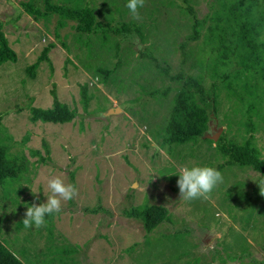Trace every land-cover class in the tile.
Returning a JSON list of instances; mask_svg holds the SVG:
<instances>
[{
  "label": "rangeland",
  "instance_id": "rangeland-1",
  "mask_svg": "<svg viewBox=\"0 0 264 264\" xmlns=\"http://www.w3.org/2000/svg\"><path fill=\"white\" fill-rule=\"evenodd\" d=\"M22 1L0 0L3 32L17 55L16 63L0 65V116L7 113L0 117V146L8 148L6 153L28 159L17 178L7 174L0 181V231H8L12 239L6 238V243L19 244L21 250L35 254L38 264H43L39 255L45 254V264H52L62 260L65 250L79 264H195L197 255L199 264H222L218 254L211 261L213 248L223 257L249 252L264 260V195L260 190L264 177L249 168L227 166L220 171L223 182L208 200H180L179 176L175 174L181 166L215 167L226 158L209 138L181 145L162 143L159 135L175 91L160 97L159 90L167 80L155 67L157 63L168 65L172 73L183 69L207 91L227 75L214 92L217 109L213 129L206 134L213 137L221 128L220 136L224 133L228 146H243L252 138L251 147L264 160V52L258 51L252 58L259 44L255 42L263 40L262 36L252 30L231 47L224 42L231 34L218 28L220 22L232 26L238 21L240 10H234V5L255 4L253 16L258 17L261 9L264 12L263 0H145L139 21L132 18L127 0H90L98 9H109L111 16L101 17L104 22L116 25L121 14L124 21L136 24L134 33L128 38L111 36L105 45L111 46L108 50L101 47L98 37H91L87 44L77 42L75 31L68 26L60 30L61 36H67L68 52L53 36L57 17L34 22L23 12ZM37 1L42 8V0ZM58 1L78 4V0ZM189 7L199 18L208 14L209 20L198 42L189 44L195 47L194 56L181 66L177 44L189 33L185 27ZM50 43L55 44L47 54L53 71L43 61L36 77L30 78L26 68ZM242 51L251 53L241 59ZM88 65L115 70L106 79L98 77V84ZM83 84L92 96L87 114L82 110ZM53 85L58 100L75 107L79 116L64 124L32 123L28 106L51 108ZM18 107L21 112L16 111ZM115 108L120 110L118 114L107 115ZM26 135L30 141L26 146L48 156V165H34L39 156L29 157L27 147L18 143ZM43 141L49 147L48 155ZM17 167L21 169V165ZM57 175L74 184L79 194L62 202V210L52 221L46 218L45 227H31L30 234L22 223L27 207L46 202L50 194L47 181ZM97 206L96 215L85 211ZM145 206L166 208L172 225L164 224L146 234L140 220L121 214ZM184 227L189 228L187 233L171 236ZM54 248L60 251L58 255Z\"/></svg>",
  "mask_w": 264,
  "mask_h": 264
},
{
  "label": "trees",
  "instance_id": "trees-1",
  "mask_svg": "<svg viewBox=\"0 0 264 264\" xmlns=\"http://www.w3.org/2000/svg\"><path fill=\"white\" fill-rule=\"evenodd\" d=\"M37 2V0H25L20 2V6L22 7L23 12L30 16L34 22H37L40 19H48L51 16L57 17L53 36L60 43L62 49L67 50V52L70 50L65 41L67 36H61L60 30L68 26L75 31L77 42L87 44L91 37H98L102 40L101 47H107L108 50L111 49V46L105 45L111 36H121L128 38L134 33L136 27V24H134L132 20L124 21V17L122 18L121 14L118 16L122 20L116 25H114V23L104 22L101 17H104L105 15L110 17L111 15L108 13L109 9H98L91 5L90 0H78L76 3L80 5L75 3L74 5H65L60 1L56 2V0H42V8L37 5ZM127 2L128 0L126 3ZM262 2L264 3V0ZM255 7V4L249 5V3L247 5H234V10H240L238 13V16H240L237 18L238 21L235 22L234 20L235 23L232 26L228 25L226 22H220L218 25L220 32L231 34V39L228 38L224 41L227 42L231 47L232 45L238 44L235 43L237 40L239 43H241V40H243L244 36L243 34H249V32L251 33L252 30H254L256 33L259 32L258 34H261L260 36H262L261 39L263 40L255 42L259 44H255L256 50L253 52L252 58H256V54H258L260 51L264 52V12H262L261 9L258 17H254L253 10ZM188 12L190 13V19L189 24H187L185 27L189 28V33L184 37L183 42L177 44L178 51L180 52L181 56V66H184L187 63V60L194 56L195 47L190 46L189 44L192 42H198L203 31L207 27L209 20L208 14H205L200 18L197 17L195 11L191 7H189ZM82 37H84V39H82ZM54 47L55 44L50 43L48 46L43 48L36 61L26 68V72L30 78L34 79L36 77L35 72L43 61L48 62L50 65V60L48 59L47 54L50 49H53ZM250 53L251 52L243 53L242 51L240 54L241 59H243L244 55L247 56ZM69 60L70 59L67 58L65 63L68 64ZM7 62L16 63L17 55L9 45L8 39L3 32V23L0 20V65ZM155 67L157 71L161 73L162 77L167 80L166 85L161 88L162 91L159 90L160 97H163L164 99L169 93H171V91H175V95L171 100L172 105L169 109L170 111L165 120L164 126H162V134L159 135V139L162 140L163 144L181 145L189 142H195L196 140L204 138L205 134L209 131L211 126L210 124L216 114L217 108L214 103V92L216 91L217 86L223 82L222 80L225 79L227 75L217 80L218 82L212 83L210 90L207 91L196 78L193 76H187L183 69L172 73L168 65L162 67L157 63ZM50 68L51 71H53L51 65ZM86 68H89V70L92 71L93 76L96 78V82H98V84L100 81L98 77H105L104 79H106L115 70V68L107 69L103 65H88ZM54 87L55 86L53 85V89L50 91V95L52 97L51 108L41 109L31 107L30 105L28 106L30 113L29 120L31 122L40 121L43 123L64 124L73 121L79 116L75 107L70 108L67 104H63L58 100ZM80 95L82 99V110L83 112H86L85 114H87V106L92 100V96L87 93L86 84L81 86ZM31 101L33 102V99H31ZM16 111L21 112L22 108L18 107L16 108ZM6 114H1V116ZM5 138L7 139V137ZM250 139L252 138H249V140L246 141L243 146L237 144L228 146L223 133L215 142V146L226 158V161L223 164L215 166L214 168L221 171L227 166H239L242 169L249 168L255 173L259 174L261 177H264V160L260 158V151L257 148L253 149L254 147H251L253 146L252 143H254V141ZM28 140L29 136L26 135L23 140L18 143L26 145ZM23 147L24 146H22V148ZM42 147L45 154L48 155L49 150L45 141L42 142ZM7 149L8 148L6 147H0V181L3 179L2 176L4 177L7 174L9 178H17L18 174H20V171L23 173V170L25 169L24 166L27 165L24 156H20L21 158H19L17 155L6 153L5 151ZM29 153L31 157L39 156V160L34 163L43 162L46 164L45 161L48 159V156L43 157L41 155V151L29 149ZM18 165H21V169L20 167H17ZM177 191L178 190H176V192ZM98 209L99 207L97 206L96 208L86 209L85 211L96 215ZM121 214H127L128 218L140 220L142 223V229L146 234L152 233L154 230L163 226L164 224H169L170 226L172 225L169 211L161 206H145L142 207V209L134 207L130 208L126 212L124 211V213L121 212ZM55 215L56 213L52 214L51 216H46L45 219L48 218L50 221H52V218ZM187 230L185 227L181 230H174V233L171 236L176 237L179 234L187 233ZM166 231H173V229L167 228ZM188 232L191 233V229ZM186 241L187 239H183V242L186 243ZM180 242H182V240ZM133 246H135V244ZM190 246L192 248H197V244L194 243H190ZM215 250L216 249L213 248L211 251V253L213 252L212 257L210 258L211 261H213L215 259L214 257L217 256L216 254H218V257L221 258L222 264H225L228 261H243L245 258H249V260L244 264H264V260H257L253 258L249 252H243L240 255H227L223 257L220 255L219 251L217 253ZM186 254L190 255L189 252ZM184 255L185 254H182L181 256ZM197 256L195 264H199L200 262V258ZM0 264H22L20 260L14 255V253H12L10 248L5 246L1 241Z\"/></svg>",
  "mask_w": 264,
  "mask_h": 264
},
{
  "label": "clouds",
  "instance_id": "clouds-1",
  "mask_svg": "<svg viewBox=\"0 0 264 264\" xmlns=\"http://www.w3.org/2000/svg\"><path fill=\"white\" fill-rule=\"evenodd\" d=\"M144 3L145 0H128L126 7L134 20L141 19L139 9ZM175 175L179 176L177 186L180 200L186 202L197 199L208 200L212 191L223 182L222 173L212 166H181ZM47 189L50 194L46 195L45 203L39 205L33 203L27 207L22 221L26 229L33 226L37 229L45 227L46 216L59 213L62 210V202L71 201L79 194L78 188L74 184L66 183L60 175L48 179ZM260 190L261 195H264V186L260 185Z\"/></svg>",
  "mask_w": 264,
  "mask_h": 264
},
{
  "label": "crops",
  "instance_id": "crops-1",
  "mask_svg": "<svg viewBox=\"0 0 264 264\" xmlns=\"http://www.w3.org/2000/svg\"><path fill=\"white\" fill-rule=\"evenodd\" d=\"M40 122V121H39ZM32 123H35V122H32ZM1 125V124H0ZM8 132H6L5 134H4V136L5 137H7V139H8ZM11 142V141H10ZM30 141H28L27 143H29ZM13 146V145H12ZM25 147H27L26 145H24ZM1 147V146H0ZM27 149L29 150V149H33L32 147L30 148V147H27ZM34 150V149H33ZM48 150H49V147H48ZM29 155V157H30V153H28ZM21 156H23V155H21ZM32 158H36V157H32ZM25 159H27V157H25ZM28 160V159H27ZM51 161V160H50ZM36 164H38V163H34V165H36ZM44 165H48L47 163L46 164H44ZM42 166V165H41ZM54 171V170H53ZM56 216V215H55ZM117 217H119V215L117 216ZM119 218H121V217H119ZM33 227H35V226H33ZM36 228V227H35ZM28 233H32L33 232V230L31 229V228H28V231H27ZM18 233V232H17ZM22 232L20 231L19 232V234H21ZM4 234V235H3ZM0 235H1V239H0V241L5 245V246H7L8 248H10V250L12 251V253H14V255L20 260V262L22 263V264H38L37 263V260H39V258H37V256L35 255V254H31L30 252H28L27 250H25V249H23L22 248V250H21V248L19 247V246H21V245H17V244H15V243H12V245H9L8 243H6V238H8L9 240H12V239H10V237H9V233H8V231H0ZM3 235V236H2ZM29 239H32V237L31 236H29L28 237V240ZM22 247V246H21ZM14 248H16V250L14 249ZM54 252L53 253H55V252H57V253H55L56 255H58V252H60L58 249H55L54 248V250H53ZM68 254V255H67ZM56 255H54V256H56ZM71 252H70V250H65V253L63 254V256H62V260L61 259H59V260H56L57 262H62V261H64V262H62V263H65V264H79V263H76L75 261H72V259H71ZM74 255V254H73ZM44 256H45V254H43V256H41V255H39V257L40 258H42L41 259V261H43L42 263L43 264H45V262H46V260H45V258H44ZM69 256V257H68ZM55 260H53V262H52V264H54L55 262H56ZM61 263V264H62Z\"/></svg>",
  "mask_w": 264,
  "mask_h": 264
},
{
  "label": "water",
  "instance_id": "water-1",
  "mask_svg": "<svg viewBox=\"0 0 264 264\" xmlns=\"http://www.w3.org/2000/svg\"><path fill=\"white\" fill-rule=\"evenodd\" d=\"M119 112H120V110L118 108L110 109L109 113L107 115H109V114H118ZM221 130H222L221 128L217 129L216 130V134L213 137L210 136L209 134H205L204 138H209V139H212L214 142H216L218 140L219 136H220Z\"/></svg>",
  "mask_w": 264,
  "mask_h": 264
},
{
  "label": "flooded vegetation",
  "instance_id": "flooded-vegetation-1",
  "mask_svg": "<svg viewBox=\"0 0 264 264\" xmlns=\"http://www.w3.org/2000/svg\"><path fill=\"white\" fill-rule=\"evenodd\" d=\"M210 125H211V124H210ZM211 126H212V125H211ZM211 126H210V129H213V127H211ZM210 129H209V130H210Z\"/></svg>",
  "mask_w": 264,
  "mask_h": 264
}]
</instances>
